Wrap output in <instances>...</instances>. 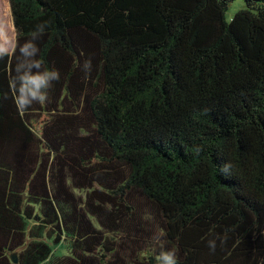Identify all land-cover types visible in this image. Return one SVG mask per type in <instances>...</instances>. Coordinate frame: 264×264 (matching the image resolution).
<instances>
[{"label": "trees", "instance_id": "1", "mask_svg": "<svg viewBox=\"0 0 264 264\" xmlns=\"http://www.w3.org/2000/svg\"><path fill=\"white\" fill-rule=\"evenodd\" d=\"M235 1L9 0L0 264H156L162 247L264 264V0L228 21ZM45 21L36 43L60 79L20 111L19 45Z\"/></svg>", "mask_w": 264, "mask_h": 264}, {"label": "clouds", "instance_id": "2", "mask_svg": "<svg viewBox=\"0 0 264 264\" xmlns=\"http://www.w3.org/2000/svg\"><path fill=\"white\" fill-rule=\"evenodd\" d=\"M49 22L45 21L35 26V29L28 33L29 39L19 45V57L15 65V75L10 82V88L14 93V102L20 111H26L34 104H44L49 101V91L53 83L60 79V73L54 68L47 67L45 61L40 57V49L36 41L45 33ZM0 57L7 55L10 51L12 41L7 34L6 27L0 25ZM14 50V48L12 49ZM83 69L86 74L91 71V61H85ZM199 154V149L196 150ZM227 171V165L223 168ZM217 239H210L208 247L211 253H215ZM160 241V237H157ZM223 243V240L220 241ZM156 264H178L175 248H165L156 256Z\"/></svg>", "mask_w": 264, "mask_h": 264}, {"label": "rangeland", "instance_id": "3", "mask_svg": "<svg viewBox=\"0 0 264 264\" xmlns=\"http://www.w3.org/2000/svg\"><path fill=\"white\" fill-rule=\"evenodd\" d=\"M246 8V5L244 3L243 0H236L235 2H233L227 13H226V18L228 21H231V19L235 16V14L243 9ZM7 24L8 26H10V24L13 26L14 30V23H13V18H12V12H11V6H10V2L9 0H0V25H5ZM10 37H12V45L10 46V51L9 53L13 52V48L15 49L16 46V39H17V35H16V31H14V33L12 32V35L9 34ZM0 42H2V40H0ZM152 238L157 241V237H160L161 232L159 229L158 225H155L152 228ZM52 248H53V259L55 257H62L65 255L69 254V244L67 242H63L61 245H55L53 244L52 241H49ZM158 242V241H157ZM159 243H161V238Z\"/></svg>", "mask_w": 264, "mask_h": 264}, {"label": "bare ground", "instance_id": "4", "mask_svg": "<svg viewBox=\"0 0 264 264\" xmlns=\"http://www.w3.org/2000/svg\"><path fill=\"white\" fill-rule=\"evenodd\" d=\"M4 26L6 27L7 34L10 37L9 34L12 35V32L14 33V31H15L14 28H13V26L11 24H10V26H8L7 24H5ZM10 39L12 41V37H10Z\"/></svg>", "mask_w": 264, "mask_h": 264}, {"label": "water", "instance_id": "5", "mask_svg": "<svg viewBox=\"0 0 264 264\" xmlns=\"http://www.w3.org/2000/svg\"><path fill=\"white\" fill-rule=\"evenodd\" d=\"M12 262H13V264H18V258H17V255L16 254H14L12 256Z\"/></svg>", "mask_w": 264, "mask_h": 264}]
</instances>
